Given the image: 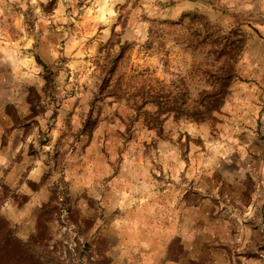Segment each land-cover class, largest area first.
<instances>
[{
    "label": "rangeland",
    "instance_id": "obj_1",
    "mask_svg": "<svg viewBox=\"0 0 264 264\" xmlns=\"http://www.w3.org/2000/svg\"><path fill=\"white\" fill-rule=\"evenodd\" d=\"M0 264H264V0H0Z\"/></svg>",
    "mask_w": 264,
    "mask_h": 264
},
{
    "label": "crops",
    "instance_id": "obj_2",
    "mask_svg": "<svg viewBox=\"0 0 264 264\" xmlns=\"http://www.w3.org/2000/svg\"><path fill=\"white\" fill-rule=\"evenodd\" d=\"M168 210H169V208H168ZM171 210L173 211V213L175 215V207L174 206L171 208ZM158 220H159V215H158V213L157 214L155 213V216H151V217L147 218L145 223L143 222V224L150 227L151 230H154L158 226V222H159ZM137 224L143 225L142 222H140V221H138ZM166 224H167V229H168L167 239H170L174 236V233L176 232V230L179 229L178 228L179 223H176L175 218L173 216H171V219H170V215L168 214V218L166 219ZM148 227L145 226V228L149 229Z\"/></svg>",
    "mask_w": 264,
    "mask_h": 264
},
{
    "label": "clouds",
    "instance_id": "obj_3",
    "mask_svg": "<svg viewBox=\"0 0 264 264\" xmlns=\"http://www.w3.org/2000/svg\"><path fill=\"white\" fill-rule=\"evenodd\" d=\"M35 2H36V0H33V3H35ZM249 10H251V8ZM37 12H39V9H37Z\"/></svg>",
    "mask_w": 264,
    "mask_h": 264
}]
</instances>
